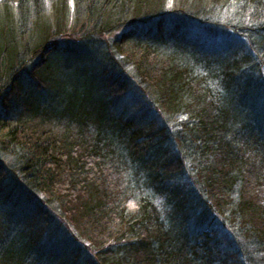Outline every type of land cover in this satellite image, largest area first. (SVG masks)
Listing matches in <instances>:
<instances>
[{
  "label": "trees",
  "instance_id": "obj_1",
  "mask_svg": "<svg viewBox=\"0 0 264 264\" xmlns=\"http://www.w3.org/2000/svg\"><path fill=\"white\" fill-rule=\"evenodd\" d=\"M1 14L0 264H264V0Z\"/></svg>",
  "mask_w": 264,
  "mask_h": 264
},
{
  "label": "rangeland",
  "instance_id": "obj_2",
  "mask_svg": "<svg viewBox=\"0 0 264 264\" xmlns=\"http://www.w3.org/2000/svg\"><path fill=\"white\" fill-rule=\"evenodd\" d=\"M9 11V10H8ZM10 12V11H9ZM0 18L2 19V14L0 15ZM66 37H68V35H64L62 38H60V40H66ZM1 42H2V40H1ZM67 61H69V62H74L73 60H67ZM62 63H58V61H55L53 64H52V66H51V68L52 69H50V70H52V72H54L57 68H58V65H61ZM83 75H84V72L83 71H81L80 73H79V77H83ZM128 103H131V100H128ZM129 106H131L130 104H128ZM133 107H134V104H133Z\"/></svg>",
  "mask_w": 264,
  "mask_h": 264
}]
</instances>
